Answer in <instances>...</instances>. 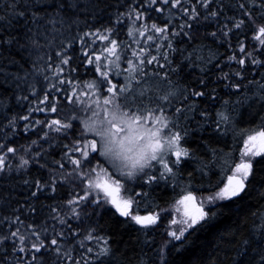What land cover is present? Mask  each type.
Listing matches in <instances>:
<instances>
[{"label": "snow or ice", "instance_id": "obj_1", "mask_svg": "<svg viewBox=\"0 0 264 264\" xmlns=\"http://www.w3.org/2000/svg\"><path fill=\"white\" fill-rule=\"evenodd\" d=\"M42 4L43 0H11L7 5L11 9L10 15H0V23L6 24L11 32L15 27L12 19L22 20L24 32L21 37L14 34L0 35V46L36 47L39 44L35 39L38 29L44 23L55 22L54 18L46 14L41 15L37 11ZM235 4L236 14L226 17V21H231V24L225 22L219 25V36L217 31L210 33L213 38L228 44L232 49L231 54L224 61V64L228 65V71L220 65H215L220 69L216 79L228 81L223 84L224 88L229 89L225 93L227 96H231L233 90L235 93H240L241 86L233 82L235 78L243 80L245 72L251 73L253 68H264V59H261V56H264V0H235ZM198 6L204 10L203 14L197 10ZM76 7L73 0H60L55 6V11L59 13L62 9ZM91 7L98 11L105 5L103 0H94ZM120 7V0H116L117 11L114 23L123 24L124 19L127 18L130 23L127 35L131 40L119 42L115 35L117 29L106 25L86 31L84 37H88L87 41L80 37L81 53L86 58L81 61L80 66L88 67L90 78L73 76L77 68L69 66L72 57L65 55L66 49L56 53L59 58L58 64L69 67L55 68V79L44 77L48 84L42 98L39 99V105L46 107L29 108L28 115L19 117L27 122L21 131L26 135L29 132L36 133L38 138L29 137L25 143L17 142L16 146L10 144L5 147V140L12 136L19 137L16 131L19 125L16 120H11L8 125L9 132H4L3 125H0V179L13 171H27L33 165L46 169L52 174L48 179L43 182L41 179L31 181L34 189L31 191V196L36 198V203H39V194L43 193L45 188L55 193L58 183L65 184L71 178L67 186L72 191L70 198L64 202L65 210L61 212L59 208L49 206V215L42 218L40 223H35L32 217H35L38 211H43V208L38 209L34 203H30L27 207L23 204L13 207L11 215L3 213V209L0 208V226L7 224L11 229L0 232V252L6 253L10 242L12 253L15 255L13 264H81V261L83 264H95V262L107 264L109 260H115V252L109 243V238L95 234L96 230L93 227H89L75 244L69 243L70 237L81 236L80 227L73 229L69 221L75 220L79 224L82 220L86 221L94 212L98 213L100 208L111 205L120 216L129 218L143 230H150L158 223L161 213L145 216L133 214L131 210L134 198L146 196L148 193L132 191V182L142 186L158 185L161 181L170 182L173 178L184 175L180 165L185 160L195 163L196 171L201 175L206 174V170L214 171L217 167L225 175L217 180L216 185L209 182L208 194L199 200L191 191H187V194L176 202L174 211L182 218L175 219L171 215L166 217V220L170 221L166 231L174 241H184L191 230L197 229L198 226L203 228L206 222L215 219L224 204L242 202L250 192L256 190V182L264 179V176L260 175L259 163L256 161L257 157H264V115L258 117L259 130L248 134L241 142L242 151L239 153L238 163L227 159L220 164L215 160L205 161L197 155V150L190 151L188 148V141L193 138L191 132L197 129L203 130L202 123L209 124V114L199 106L198 101L215 99L218 94L216 85L208 82L207 74L211 69L207 65L211 63V58L204 60L203 66L197 65L195 61L202 58L191 53L186 55L178 45L174 47V38L183 35L189 40L193 39L197 33L190 34L185 29H193V22H198L201 18L216 20L221 16L223 8H218L215 0H129L123 5L124 11H119ZM228 7H231V4ZM173 9L178 10L180 15L177 16ZM152 11L166 20H168L166 13L177 20L180 17L184 19L175 26L178 31L174 29L170 33L171 20L163 25L155 21L149 22ZM249 25L251 44L246 45L239 36L245 34V28ZM233 37L236 39L235 45L231 42ZM141 40L143 43H140ZM246 48L249 50L246 51ZM153 51L161 55H154ZM173 54H178L176 63H173ZM51 59L49 55L48 61L50 62ZM185 61L188 65L200 67V71L205 75L196 81L197 87L184 91L181 104L184 100H188V104L183 108L175 107L174 112L180 114L185 121L192 113L205 117V120L201 122L192 116L191 120L196 124V129L190 130V126L185 124L173 131L176 123L172 122L170 116L164 114V110L141 106L140 97L143 95V90L137 95L133 82L136 81L137 76L147 74L149 65H155L159 69L168 68L178 75ZM233 64L237 67L233 68ZM154 74L160 75L159 72ZM163 75L168 77V72H164ZM118 84L123 86L118 87ZM81 85L92 91L93 95H102L103 99L98 98L92 104H86L80 96H87L88 92L81 91L80 95H77V89ZM52 92L61 93L67 104L72 105L70 111L78 110L82 115L72 116L71 120L68 118L62 120L59 116L46 120L32 119V112L45 113L46 116L57 113L61 99L53 95L49 102V94ZM121 94L124 96L118 103ZM133 96L136 99L130 101V97ZM175 96L176 93L170 91L161 99L172 104L171 97ZM189 96L193 99L189 100ZM23 99L26 100L27 96ZM258 99L264 105V95L259 96ZM247 100L248 97L245 95L238 96L235 102L230 99L222 101L221 109L215 114L218 119L211 120L213 133L217 137L226 134L219 128L224 122L229 124L233 135L236 134L237 121L233 117L240 108L249 107ZM261 110L264 111V108ZM60 111L63 112L64 109ZM249 114L251 115L250 112ZM41 125L40 131L36 132V128ZM83 133H87L91 138H84ZM70 135L73 139L65 142ZM33 148L36 150L33 151ZM204 151L211 152L215 156L222 150L207 146ZM57 152L60 159L56 158ZM169 154L175 159H166ZM49 156L55 162V168L48 167ZM12 158L19 160L15 168L10 162ZM104 161H107L116 172H111L105 167ZM154 162L163 166V170L158 171V174L151 172ZM66 163L73 166L71 171L65 168ZM254 163L257 164L256 169L253 167ZM188 175L191 177L193 174L188 173ZM24 183L28 184L30 181L25 178ZM125 185H127L125 189L127 198H122L120 193ZM76 187L80 190L75 191ZM260 188L264 189V184H260ZM260 195L264 196V191H261ZM164 210L161 209V212ZM23 215H28L27 222L22 219ZM49 220H54L56 223L49 224ZM58 225L60 227H57ZM85 241L89 244L94 242L97 245L96 249L88 246ZM75 245H79L84 252L92 255L85 256L81 253L79 259L75 258L73 256ZM181 246L175 245V247ZM258 251L260 260L264 261V248ZM6 259V254L0 257V261ZM139 264H147L143 256Z\"/></svg>", "mask_w": 264, "mask_h": 264}, {"label": "trees", "instance_id": "obj_2", "mask_svg": "<svg viewBox=\"0 0 264 264\" xmlns=\"http://www.w3.org/2000/svg\"><path fill=\"white\" fill-rule=\"evenodd\" d=\"M59 2L60 0H43L42 6L37 9L41 15L46 14L50 18H54L55 22L44 23L38 29L35 39L39 41V44L36 47L0 46V57L3 58L0 59V69H2L0 70V125H3L2 130L4 132L10 131L8 125L11 120H16L19 125L16 128L19 137L12 136L10 139L5 140V147L10 144L16 146L17 142L25 143L29 137L38 138L36 133L29 132L26 135L21 131L27 122L19 119V117L28 115L29 108L46 107V105H39V99L42 98L46 90V84H48V81L44 79L45 76L55 79V68L74 66L77 71L73 73V76L90 78L88 67L80 66L81 61L86 59L81 53L80 37L87 41L88 37H84L86 31H92L106 25L117 29L115 35L119 42L131 40L127 35V30L130 27L128 19L125 18L123 24L114 23L117 11L115 8L116 0H103L105 7L98 11L91 7L94 0H73L77 5L75 9L65 8L57 13L55 6ZM128 2L129 0H120L121 7L119 11H124L123 5ZM215 2L218 8H223L221 16L216 20H204L201 18L198 22H193L194 28L191 30L185 29V31L190 34L196 32L197 35L191 40L183 35L176 37L174 38L173 46L176 47L178 45L179 48L185 51L186 55L191 53L194 56L201 57L202 59L195 61L200 66H203L204 60L211 58V63L207 65L211 69L207 74L208 82L216 85L218 94L215 99H209L206 102L203 100L198 101L199 106L209 114V124L204 125L202 123L201 128L203 130L197 129L191 132L193 138L188 141L189 150H197V155L205 161L215 160L217 164H220L227 159L238 163L239 153L242 151L241 142L246 139L248 134L259 130L257 127L260 124L258 117L264 115V111L261 110L264 105L258 99L259 96L264 95V87H262L264 86V68H253L251 73L245 72L243 80L238 77L235 78L233 82L240 84V93H235L233 90L231 96L225 95L229 89L224 88L223 84L228 83V81H218L216 79L220 69L215 67V65H220L225 71H228V65L224 64V61L227 60L232 49L229 48L228 44L221 43L216 38H213L210 33L217 31L219 36V25L225 22H228L229 25L231 24V21H226V17L236 14V4L235 0H215ZM10 3L11 0H2L0 2V15H10L11 9L7 7ZM229 4H231V7H228ZM185 6L191 7V5ZM197 10L203 14L204 10L200 9L199 6ZM173 12L177 16L180 15L176 9H173ZM165 15L168 16V20L172 21V27L169 28V32L171 33L174 29L178 31L175 26L182 22L184 18L180 17L177 20L167 13ZM168 20L161 18L154 11L151 12L149 17V22L155 21L161 25L167 23ZM12 24L15 27L9 32L7 25L0 23V35L14 34L17 37H21L24 32V22L12 19ZM236 31L239 32V30ZM239 39L244 40L246 45L251 44L250 25L245 28V34L239 36ZM22 42L27 43L26 41ZM231 42L235 45V37L232 38ZM140 43H143V40ZM63 49H66L65 55L72 57L69 66L58 64L59 58L56 53ZM247 50L249 49L246 48ZM163 51H168V49H163ZM152 54L161 55V53L155 51ZM49 55L52 57L50 62L48 61ZM257 55L260 54L257 53ZM40 57H43V59H40ZM172 59L173 63H176L178 54H173ZM261 59H264V56H261ZM232 67L235 68L237 65L233 64ZM147 68V74L137 76L136 81L133 82L137 95L143 90V95L140 97L141 106L164 110V114L170 116L172 122L176 123V127L172 129L173 131L178 130L185 124L190 126V130L196 129L197 126L192 123L191 117L195 116V119L201 122L205 120V117L196 116L195 113H192L188 120L185 121L180 114L174 112V109L178 106L183 108L184 105L188 104V100H184L181 104L182 94L188 88L197 87L196 81L205 73L200 71V67L188 65L186 61L178 75L171 72L168 68L159 69L155 65H149ZM155 72H159L160 75L154 74ZM164 72H168V77L163 75ZM65 75H67V72ZM122 86V84H118V87ZM81 91H88V99H83L80 96V99L87 103L92 102L94 96L100 95H93L92 91L84 88L83 85L77 89L78 96ZM170 91L176 93L175 97H171L172 104H169L167 100L161 99ZM53 95L61 99L57 113L46 116L45 113L32 112V119L46 120L59 116L62 120L65 118L71 120L72 116L82 115L78 110L70 111L72 105L67 104L61 93H50L49 102H51ZM245 95L248 97L247 104L249 107L240 108L239 112L233 117L237 121L236 134L233 135L229 124L224 122L219 125V128L222 133L226 132V134L217 137L213 133L211 120L218 119L215 114L221 109L222 101L230 99L235 102L238 96ZM25 96H27L26 100L23 99ZM123 96L124 94H121L118 99L119 102L123 99ZM254 97L257 98L254 99ZM135 99V96L130 97V101ZM191 99L193 98L189 96V100ZM135 106L134 104L133 107ZM60 109H64V111L61 112ZM41 127L42 125L37 127L36 132H39ZM210 133L212 134L210 135ZM71 139L73 137L70 135L65 142ZM181 144L183 145V141ZM207 146H214L222 151L213 156L211 152L204 151ZM35 150L33 148V151ZM55 155L57 159L61 158L59 152ZM101 159L103 160V158ZM172 159H175V157H172ZM169 160L171 159L169 158ZM256 161L259 163L260 175L264 176V157H257ZM10 162L15 168L19 160L18 158H12ZM47 164L49 168L56 167L51 156H49ZM104 166L110 168L105 162ZM72 167V165L65 164V168L69 171H71ZM180 167L183 169L184 175L175 177L170 182L161 181L158 185L153 184L152 186L137 184L132 187L134 192L148 193L146 196L135 197V200H133V214L161 213L158 223L150 230H143L140 225L131 222L129 218L120 216L111 205H108L100 208L98 213L94 212L87 217L86 221H80L79 224L75 220H70L69 223L72 224L73 229L80 227L81 236L70 237L69 243L75 244V241L82 238L89 227H93L96 230L95 234L109 238V243L114 249L116 258L115 260H109L107 264H139L142 256L147 264H264V261L260 260V252L258 251V249L264 248V196L260 195V192L264 191V189L260 188V184H264V179L256 182V190L250 192L242 202L224 204L215 219L211 222H206L203 228L198 226L197 229L191 230L190 234L186 235L184 241L171 242L163 249L164 239L162 234L170 224L166 217L171 215L172 218L177 216V219H181L174 211L175 203L184 194H187V191H191L199 200L208 194L210 190L209 182L212 185H216L217 180L225 175V173L219 171L218 167L214 171L209 172L206 170V174L201 175L196 171L197 165L188 160H185ZM253 167L256 169L257 164L254 163ZM161 170L159 168L158 171ZM158 171L155 174H158ZM188 173L193 175L190 177ZM55 174L58 175V173ZM50 175L52 174L46 169H40L38 166L33 165L27 171H13L0 179V208L3 209V213L11 215L13 207H19L21 204L27 207L30 203H34L38 209L43 208V211H38L36 216L32 217L35 223H40L42 218L49 215V206L59 208L63 212L65 210L64 202L70 198V192L72 191L67 186L71 178L65 184L58 183L55 193L45 188L44 192L39 194V203H36V198L31 196V191L34 190L31 181L41 179L43 182ZM25 178L30 183L25 184ZM79 190V187L75 188V191ZM137 208L139 211L136 210ZM161 209L165 210L161 212ZM22 219L27 222L28 215H23ZM48 223L55 224L56 221L49 220ZM57 227L60 226L58 225ZM10 230L7 224L0 226V232ZM85 243L94 249L97 247L94 242L89 244L85 241ZM175 245L182 246L175 247ZM81 253L85 256L92 255L84 252V249H81L79 245H75L73 256L79 259ZM238 253H242V255H238ZM5 254L7 259L0 261V264H13L15 255L12 253L10 242H8L6 253L0 252V257ZM81 264H83V261H81ZM95 264H98V262H95Z\"/></svg>", "mask_w": 264, "mask_h": 264}, {"label": "rangeland", "instance_id": "obj_3", "mask_svg": "<svg viewBox=\"0 0 264 264\" xmlns=\"http://www.w3.org/2000/svg\"><path fill=\"white\" fill-rule=\"evenodd\" d=\"M88 92V91H87ZM81 98H83V99H88V96H81ZM103 99V97L101 96V95H98V96H94V98H92L93 99V101H95L96 99ZM93 101L92 102H90V103H87V102H85L86 104H92L93 103ZM117 102L119 103V100H117ZM81 130L83 131V129H82V126H81ZM165 131H167L166 129H165ZM83 136H84V138H86V139H90L91 137L87 134V133H83ZM172 157H174L173 155H171V154H169V156L168 157H166V159H172ZM107 165H109V170L111 171V172H116V170L114 169V168H112L111 167V165L110 164H108V162L107 161H104ZM159 168H161L162 170H163V166L161 165V164H157V163H155L154 162V167L151 169V172L152 173H156L158 170H159ZM147 171V170H146ZM132 185H137V184H135L134 182H132ZM126 187H127V185H125V187L124 188H122L121 189V193H120V195H121V197L122 198H127L126 197V191H125V189H126ZM133 187V186H132ZM134 200H135V198H134ZM177 206V204L175 203V207ZM137 210V209H136ZM156 213H158V212H156ZM138 215H141V216H144V215H151V214H155V213H150V214H141V213H137ZM177 214V213H176ZM177 215H179L180 217H181V215L180 214H177ZM175 219H177V216H175L174 217ZM182 218V217H181ZM169 226H167V228H168ZM175 227V226H174ZM166 228V229H167ZM166 229L163 231V234H162V237H163V239H164V241H163V243H164V248L163 249H165L171 242H174V240H172V238L167 234V231H166Z\"/></svg>", "mask_w": 264, "mask_h": 264}, {"label": "flooded vegetation", "instance_id": "obj_4", "mask_svg": "<svg viewBox=\"0 0 264 264\" xmlns=\"http://www.w3.org/2000/svg\"><path fill=\"white\" fill-rule=\"evenodd\" d=\"M133 205H134V203H133ZM132 212H133V207H132V210H131ZM145 216V215H144Z\"/></svg>", "mask_w": 264, "mask_h": 264}]
</instances>
